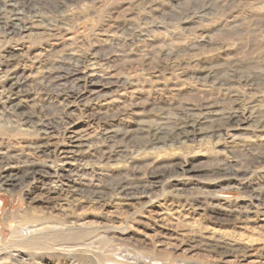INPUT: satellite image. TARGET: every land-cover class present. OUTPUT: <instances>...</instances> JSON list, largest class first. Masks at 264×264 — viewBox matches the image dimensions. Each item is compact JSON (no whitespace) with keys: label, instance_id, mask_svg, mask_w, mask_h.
Listing matches in <instances>:
<instances>
[{"label":"rangeland","instance_id":"1","mask_svg":"<svg viewBox=\"0 0 264 264\" xmlns=\"http://www.w3.org/2000/svg\"><path fill=\"white\" fill-rule=\"evenodd\" d=\"M21 4L30 28L0 34V83L15 70L26 96L23 110L0 113V157L10 159L1 170H74L0 187V264H264V0ZM230 111L248 119L224 127ZM201 113L194 139L148 136L197 125ZM79 138L98 155L62 158ZM67 179L154 186L151 197L87 198ZM45 187H56L51 199ZM18 251L26 261L9 258Z\"/></svg>","mask_w":264,"mask_h":264},{"label":"bare ground","instance_id":"2","mask_svg":"<svg viewBox=\"0 0 264 264\" xmlns=\"http://www.w3.org/2000/svg\"><path fill=\"white\" fill-rule=\"evenodd\" d=\"M231 4V3H230ZM22 5V4H21ZM20 0H3L2 2L0 1V34H9V33H21L22 31H25V30H28L30 28V24L28 23V19H26L27 17H25V7L22 5V8H20ZM185 6V5H184ZM181 8V7H180ZM24 9V11H23ZM32 9V8H31ZM34 9V8H33ZM32 9V10H33ZM36 11V10H35ZM189 11V10H188ZM8 13L9 14V17L8 18H5L4 15ZM186 13V12H185ZM7 15V14H6ZM36 16V15H35ZM39 17V16H38ZM58 18V17H57ZM178 18V17H177ZM31 21V20H30ZM39 24V23H38ZM161 24V23H160ZM163 25V24H162ZM46 26V25H45ZM52 26V25H51ZM32 27V26H31ZM49 28V27H48ZM150 28V27H149ZM194 28V27H193ZM51 29H54L51 28ZM49 30V29H48ZM141 34V33H140ZM6 36V35H5ZM141 36V35H140ZM193 36V35H192ZM205 36V35H204ZM195 37V36H194ZM217 38V37H216ZM192 44V43H191ZM198 44V43H197ZM10 53H12L11 51H8L6 52V57L10 58ZM14 55V54H13ZM5 56V55H4ZM2 58V57H1ZM4 58V57H3ZM88 60V59H87ZM44 62V61H43ZM51 67V66H50ZM62 67V66H61ZM18 70V69H17ZM15 71V70H14ZM13 70L11 71V76H5L4 79H8L9 82L7 84H4L2 83V81L4 79L1 80V83H0V92H1V96H0V113L3 114V115H11V113H14L16 110H23V102L21 99V97H26L25 96V90L23 88L24 84L22 82V79H21V76H17L16 75V71L14 72ZM75 71V70H74ZM211 71V70H210ZM95 73V71H94ZM212 73V72H211ZM218 73V72H217ZM205 74V73H204ZM216 74V73H215ZM215 74H214V77H215ZM46 75V74H45ZM205 76V75H204ZM212 76V75H211ZM220 76V75H219ZM48 77V76H47ZM82 77V76H81ZM100 77V76H99ZM106 77V76H105ZM195 77V76H194ZM201 77V76H200ZM203 77V76H202ZM213 77V76H212ZM211 77V78H212ZM217 77V76H216ZM245 77V76H244ZM80 78V77H79ZM206 78V77H205ZM210 78V77H209ZM92 79V78H91ZM107 79V77H106ZM200 79V78H199ZM87 80V79H86ZM99 80V79H98ZM101 80V79H100ZM103 80V78H102ZM206 80V79H205ZM212 80V79H211ZM125 81V80H124ZM207 81V80H206ZM230 81V80H229ZM84 82V81H83ZM95 82V81H94ZM212 83L214 84H220L223 86V83L221 82H218V80L214 81L212 80L211 81ZM97 83H100L97 81ZM124 83V82H123ZM225 83V82H224ZM228 83V82H227ZM261 83V82H260ZM87 84V83H86ZM207 84V83H206ZM223 90V89H222ZM219 91V90H218ZM245 91V90H244ZM252 92V91H251ZM73 93V92H72ZM94 93V92H92ZM99 93V92H98ZM250 93V92H249ZM71 94V93H70ZM211 94V93H210ZM209 94V95H210ZM213 94V93H212ZM72 95V94H71ZM65 97V96H64ZM238 97V96H237ZM217 98V97H216ZM218 99V98H217ZM157 100V99H156ZM66 102V101H65ZM234 103V102H233ZM43 105V104H42ZM218 105V104H217ZM226 108V107H225ZM207 109V108H206ZM215 109V108H214ZM229 109V107H228ZM190 110V108H189ZM233 110V109H232ZM235 110V109H234ZM188 111V110H186ZM225 111V110H224ZM66 112V111H65ZM24 113V112H23ZM199 113V112H198ZM207 113V112H206ZM209 113H213V114H217L218 111L216 110H209ZM225 113V112H223ZM223 113H218L220 115H223ZM61 115V114H60ZM194 115V113H193ZM197 116H199V119L197 120V125L195 123H191L189 124L188 122H184L182 124H180L181 126H176L175 128H173L172 130H169V129H166L164 126H157L154 128V130L152 129H148L147 128H144L145 130H149V135L152 136V140L153 141H156V142H160V141H170V140H174V142H181V139L184 137V138H190V139H194L195 138V131L201 129V123H204V116L203 114H196ZM230 115H233L232 118L234 117L233 120L230 119L229 116ZM228 116L229 117V122H227L224 127H231L233 126L234 128H237L239 126H241L248 118L245 117L244 115H240L239 113H237L236 111H230L228 112L224 117ZM250 116V115H249ZM252 116V115H251ZM260 116V115H259ZM10 117V116H9ZM21 119H23L25 122H34L35 120L33 119V117L29 114H24V115H20ZM224 117H221V118H224ZM213 119V118H212ZM211 120V118H210ZM209 120V121H210ZM201 122V123H200ZM200 123V124H199ZM258 123V122H257ZM17 124V123H16ZM38 124V123H37ZM213 124V123H212ZM214 125V124H213ZM236 126V127H235ZM200 127V128H199ZM246 127V126H245ZM252 127V126H251ZM135 129V128H134ZM130 130V129H129ZM129 130L126 132H129ZM137 130V129H136ZM235 130V129H234ZM47 130H45L46 132ZM195 132V133H194ZM47 134V132H46ZM113 135V134H112ZM146 135V134H145ZM41 136V135H40ZM131 136L133 135H129L127 137V133H126V136L124 137L125 140L129 141V142H132L131 140ZM139 136V135H138ZM218 140H219V137H218ZM100 141V140H99ZM98 142V141H97ZM219 142V141H218ZM91 143V141H90ZM109 143V142H108ZM133 143V142H132ZM144 143H147L144 141ZM88 144V143H87ZM87 144L83 141V139H75L72 141L71 145L68 146V148H64L63 150H61V154L63 155L62 158H70L71 161L74 160V161H77L79 163V161H84V159L86 158L85 156H94L93 153L94 152V149L89 146H87ZM106 144V143H105ZM138 144V143H137ZM148 144V143H147ZM93 145V144H92ZM95 145V144H94ZM93 145V147H94ZM120 145V143H119ZM47 146V145H46ZM39 148V147H38ZM108 148V147H106ZM115 148V147H114ZM127 148V147H126ZM126 148H122L120 150L121 154L123 155L124 153H127V149ZM109 150V149H108ZM6 152V151H5ZM106 152V151H105ZM109 152V151H108ZM97 154V153H95ZM115 154V153H114ZM121 154H118V156H122ZM47 155V154H46ZM98 155V154H97ZM100 155V154H99ZM107 155V160H109V158L112 157V153H106ZM12 156V155H11ZM51 155H48V157H50ZM60 156V155H59ZM101 156V155H100ZM116 156V155H115ZM263 156V155H261ZM47 157V156H46ZM47 157V158H48ZM124 157H125V154H124ZM143 157V156H142ZM19 158V157H18ZM98 158H100L98 156ZM96 158V159H98ZM113 158V157H112ZM118 158V157H117ZM49 159V158H48ZM53 159V158H52ZM95 159V160H96ZM102 159V158H101ZM5 158L4 157H0V187H8L7 189L10 190V189H13L15 188L16 186V182L18 181V179H22V180H25L27 179L26 176H30L31 174H34L36 172H40L39 174L44 176V177H49V176H52L55 174L56 175H59V178L60 177H65L68 176L71 177L73 176V168H58V169H48V167H40V168H35L33 169L32 168H23V170L21 172H14L12 171L11 169H8L5 168L4 170H1V168H3L5 166V164H7L8 162H10V159L9 161H4ZM51 160V159H49ZM60 160V159H59ZM88 160V159H86ZM91 159H89L90 161ZM99 160V159H98ZM103 160V159H102ZM106 160V159H105ZM119 161V159H117ZM101 161V160H100ZM110 162V161H109ZM130 162V161H129ZM225 162V161H224ZM98 163V162H97ZM111 163V162H110ZM260 164V163H259ZM4 165V166H3ZM28 167V166H27ZM157 167V166H156ZM229 167V166H228ZM79 169V168H78ZM81 169V168H80ZM139 169V168H138ZM76 170V169H75ZM97 170V169H96ZM137 170V169H136ZM165 170V169H164ZM233 173H236L235 170L231 169ZM240 170V169H239ZM238 170V171H239ZM243 170V169H242ZM94 171V170H93ZM135 171V169H134ZM215 171V170H214ZM230 171V170H229ZM139 172V171H138ZM247 172V171H246ZM76 173V172H75ZM91 173V172H90ZM129 173V172H128ZM133 173V172H132ZM131 173V174H132ZM149 173V172H148ZM84 174V173H83ZM88 174V170H87V173ZM99 174V172H98ZM107 174V173H106ZM36 175V174H35ZM78 175V174H76ZM80 175V174H79ZM91 175V174H89ZM153 175V174H152ZM225 175H226V172H225ZM41 176V177H42ZM85 176V175H84ZM113 176V175H112ZM126 176V175H125ZM82 177V175H81ZM88 177V176H87ZM127 177V176H126ZM39 178V177H38ZM80 178V177H78ZM92 178V177H91ZM141 178V177H140ZM100 179V177H99ZM134 179V178H133ZM139 179V178H138ZM82 180V179H81ZM80 180V181H81ZM130 180V179H129ZM62 182V181H61ZM67 186L70 187V189H72L71 192H73L74 194H79L81 196H87V198H113V199H127V200H132L134 198H138V197H142V196H149L151 197V193L153 191V184L151 180H143L141 183V181H139L137 184H132V182L130 183V186H127L125 183L123 182H119V183H116V184H112V183H109L107 184L108 186L106 187H102V186H99V183L98 185L97 184H90L89 185H86V183H83L80 185L78 184H72L70 181H68L67 179ZM86 182V181H85ZM117 182V181H116ZM128 182V181H127ZM56 184V183H55ZM64 184V183H63ZM88 184V183H87ZM106 184V183H105ZM114 185V186H113ZM44 186V185H43ZM46 186V184H45ZM68 189V188H67ZM45 190L46 192L49 194L47 196V198L51 199L52 196H50V194H52L53 192H56V187H45ZM64 190V189H63ZM68 193V192H67ZM262 195V194H261ZM61 196V195H60ZM68 196V195H67ZM66 198V197H65ZM64 199V198H63ZM151 199V198H150ZM65 225V224H64ZM100 235H101V232H99ZM83 234V233H82ZM76 235V234H75ZM80 235V234H79ZM77 235V236H79ZM90 235V234H89ZM99 235V234H98ZM103 235V233H102ZM63 236L65 237V234H63ZM61 235V237H63ZM68 236V235H67ZM67 236L65 237L66 240H67ZM72 236V235H71ZM85 236V235H84ZM22 237V236H21ZM80 237V236H79ZM78 237V238H79ZM88 237V236H87ZM100 237V236H99ZM102 238L104 236H101ZM65 238L63 241H65ZM82 238V237H81ZM119 238V237H118ZM41 239V238H40ZM58 239V238H57ZM63 239V238H62ZM61 239V240H62ZM68 239H71V238H68ZM84 239V237H83ZM87 239V238H86ZM99 239V238H98ZM97 239V241H98ZM112 239V238H111ZM114 239V237H113ZM43 240V239H42ZM76 240H77V237H76ZM82 240V239H81ZM120 240V239H119ZM39 241V240H38ZM37 241V243H38ZM60 241V240H58ZM73 241H74V237H73ZM118 241V240H116ZM36 242V241H35ZM44 242V241H43ZM43 242L39 243V244H42ZM99 242V241H98ZM103 242V240H102ZM34 243V242H32ZM46 243V242H45ZM104 243H105V240H104ZM49 244V243H48ZM85 244H86V240H85ZM129 244V243H128ZM20 245V244H19ZM35 245V244H33ZM37 245V244H36ZM43 245V244H42ZM47 245V244H46ZM104 245V244H103ZM31 246V244H30ZM38 246V245H37ZM41 246V245H39ZM61 246V245H60ZM72 246V245H71ZM83 247L85 246L84 244L82 245ZM87 246V244H86ZM105 246V245H104ZM114 246V245H113ZM51 247V246H50ZM49 247V248H50ZM67 247V246H66ZM70 245H68L67 249L70 250ZM88 247V246H87ZM112 247V246H110ZM109 247V248H110ZM34 248V247H33ZM58 248V246H57ZM85 248V247H84ZM94 248V246H93ZM104 248V247H103ZM108 248V249H109ZM135 248V247H134ZM36 249V247H35ZM39 249V248H38ZM37 249V250H38ZM41 249V248H40ZM39 249V251H40ZM92 249V248H91ZM97 249V248H96ZM85 251V249H83ZM81 250V251H83ZM93 250V249H92ZM71 251V250H70ZM87 251V250H86ZM91 250H89V253H90ZM108 251V250H107ZM105 251V252H107ZM230 251V250H229ZM72 252V251H71ZM103 252V253H105ZM228 252V251H227ZM38 253V252H37ZM31 253V255H29V257H36V258H39L40 257V254L38 253ZM80 253V252H79ZM88 253V252H87ZM92 253V252H91ZM108 253V252H107ZM27 254L23 251H18L17 254H11L9 255V258L11 260H14L16 261L17 259H20V257H25ZM57 255V254H56ZM73 255V254H72ZM71 255V256H72ZM111 255V253H110ZM137 255V254H136ZM90 256V255H89ZM130 256V255H129ZM87 257V256H86ZM94 257V256H93ZM91 257V258H93ZM98 257V256H97ZM96 257V259H97ZM106 257V256H105ZM140 257V256H139ZM21 258V262L22 261H26L25 258L22 259ZM111 257L108 255V259H110ZM113 258V257H112ZM111 258V259H112ZM120 258V257H119ZM124 258V257H123ZM33 258H31L32 260ZM100 259V258H99ZM38 261V259H36ZM104 260H107V257L104 259ZM114 260V259H113ZM136 260V259H135ZM9 261V260H8ZM41 261V259H40ZM68 261V260H67ZM98 261V259H97ZM103 261V259H102ZM111 261V260H110ZM108 261V262H110ZM157 261V260H156ZM17 262V261H16ZM31 262V261H30ZM91 262V260H90ZM186 262V261H185ZM14 263V262H13ZM92 263V262H91ZM96 263V262H94ZM98 263V262H97ZM107 263V261H106ZM113 263V262H112ZM124 263V262H123ZM189 263V262H188ZM3 264V263H2ZM104 264H105V261H104ZM187 264V262H186Z\"/></svg>","mask_w":264,"mask_h":264}]
</instances>
